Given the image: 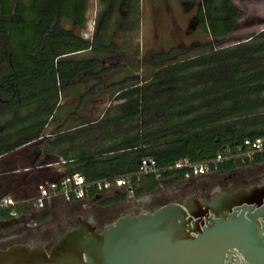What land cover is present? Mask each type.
Returning <instances> with one entry per match:
<instances>
[{
    "label": "trees",
    "instance_id": "trees-1",
    "mask_svg": "<svg viewBox=\"0 0 264 264\" xmlns=\"http://www.w3.org/2000/svg\"><path fill=\"white\" fill-rule=\"evenodd\" d=\"M104 2L108 19L118 0ZM179 2L195 6L191 24L209 39L156 52L153 59L160 66L142 79L131 74L107 83L110 66H101L98 57L72 55L105 52L114 44L103 43L99 31L84 38L62 24L66 19L83 27L86 0H0V168L23 148L32 157L33 177L48 146L63 157L66 174L80 172L93 182L133 174L144 157L165 169L183 158L202 162L227 149L234 153L245 139L264 135V29L219 47L238 22L234 2ZM122 5H131L130 0ZM190 50L197 54L184 57ZM77 78L97 80L57 118L59 86L74 88ZM105 96V108L84 110ZM49 125L52 130L44 136ZM261 161L264 154L257 153L224 160L218 169ZM185 172L164 170L160 177H184ZM31 184L30 178L21 179L0 197L27 200ZM27 207L15 208L22 212ZM7 217L9 209L0 208V218Z\"/></svg>",
    "mask_w": 264,
    "mask_h": 264
},
{
    "label": "water",
    "instance_id": "water-1",
    "mask_svg": "<svg viewBox=\"0 0 264 264\" xmlns=\"http://www.w3.org/2000/svg\"><path fill=\"white\" fill-rule=\"evenodd\" d=\"M0 264H264V176L209 198L132 206L101 226L79 215L48 248L42 240L0 247Z\"/></svg>",
    "mask_w": 264,
    "mask_h": 264
},
{
    "label": "rangeland",
    "instance_id": "rangeland-1",
    "mask_svg": "<svg viewBox=\"0 0 264 264\" xmlns=\"http://www.w3.org/2000/svg\"><path fill=\"white\" fill-rule=\"evenodd\" d=\"M85 24L79 28L77 25L64 19L62 24L66 28H73L84 38H91L92 34L99 31L105 44L113 43L115 48L95 51L86 50L74 53L75 58L98 57L101 66H110L112 72L105 75L107 83L115 82L127 75H138L141 79L151 75L160 66L161 62L155 61L156 52L167 50L173 46L191 47L196 42L208 40V35L197 24H191L195 15V6L182 5L179 0H130L131 5H122L123 0H118L115 10L106 19L105 0H86ZM239 11V19L234 30L222 39L219 47L230 46L256 35L264 29V0H232ZM197 51L190 50L184 57H191ZM97 79L84 82L76 79V85L71 89H64L60 85L57 118L60 117L70 104H74L78 95L88 85ZM108 105V97H98L88 103L84 109H94L96 112ZM51 126L45 128L47 132ZM264 168H262L263 170ZM11 169L8 167L1 171L0 182L12 178ZM259 169V171H262ZM4 177V178H3ZM0 183V192L4 189ZM6 185L9 182L6 181ZM37 183L31 184L27 195L35 193ZM10 187V185H9ZM8 187V188H9ZM6 188V190L8 189ZM117 213H113V216ZM45 223L44 220L40 221ZM66 230L61 226L62 233Z\"/></svg>",
    "mask_w": 264,
    "mask_h": 264
},
{
    "label": "flooded vegetation",
    "instance_id": "flooded-vegetation-1",
    "mask_svg": "<svg viewBox=\"0 0 264 264\" xmlns=\"http://www.w3.org/2000/svg\"><path fill=\"white\" fill-rule=\"evenodd\" d=\"M262 168H264V161L255 164L237 165L227 170L217 169L216 171L198 176L195 180V183H197L193 186L187 187L186 183H181L173 189L171 188L169 192L159 189L160 191L148 197L149 200L146 199L147 201H144V207L151 208L152 201L156 204L165 200H181L183 196L185 197L192 193L209 198L218 190L230 191L237 187H247L257 184L264 176V169L262 170ZM259 169L262 171H259ZM165 192L169 194L165 196ZM127 198L124 197L121 201L99 207H90L86 209L85 213H82L83 208L78 205H60L57 208H31L29 215L20 214L19 217H7L3 221H0V238L9 237V239L0 242V247L13 243H30L33 240H42L46 241V247L48 248L53 244L56 236L62 233L60 227L63 226L67 230L74 226L76 218L79 215L90 213L95 217V213H109L118 209L123 210L122 213L127 212L132 207L130 202L125 201ZM44 217L47 218L44 219ZM41 220H44L45 223H41ZM96 222L99 226L105 224L97 221V219Z\"/></svg>",
    "mask_w": 264,
    "mask_h": 264
},
{
    "label": "built area",
    "instance_id": "built-area-1",
    "mask_svg": "<svg viewBox=\"0 0 264 264\" xmlns=\"http://www.w3.org/2000/svg\"><path fill=\"white\" fill-rule=\"evenodd\" d=\"M264 154V135L247 138L237 147L233 153L226 150L218 153L214 158L202 162H192L189 158H183L169 165L165 169H159L152 157H144L138 164V169L133 174L114 177L112 179H101L87 182L85 176L80 172L64 174L59 180L45 181L36 187V193L27 200L17 201L10 196L0 197V208L9 209L10 217H17V205H26L34 209H43L52 199L62 198L64 201L79 200L86 197L90 191L97 193L113 189H122L127 196L135 193L136 185L147 176L160 177L164 170H186L184 177L205 175L216 171L218 165L227 159L251 158L254 154Z\"/></svg>",
    "mask_w": 264,
    "mask_h": 264
},
{
    "label": "crops",
    "instance_id": "crops-1",
    "mask_svg": "<svg viewBox=\"0 0 264 264\" xmlns=\"http://www.w3.org/2000/svg\"><path fill=\"white\" fill-rule=\"evenodd\" d=\"M52 125V124H51ZM49 125V126H51ZM48 126V127H49ZM52 127L46 132L44 131V136H47L50 134ZM23 148H19L15 156L13 155L7 163H2V167L0 168V175L3 174L1 171H4L8 167H10V172L5 173H12V178L9 179V185H15L19 184L21 179L28 180L31 179V183H39L45 182V181H56L57 177L64 175L66 172V166L64 165V159L63 157L57 153L56 149H48V146H45L43 154V164L38 166L36 168V173L33 177L30 176V171L32 169V157L27 156V154L24 153ZM33 155H37L35 152ZM41 153L39 152L37 156H40ZM66 174V173H65ZM199 176V175H198ZM198 176H190L188 178L186 177H180L178 174H172L167 177H155L153 175L147 176L146 178L142 179L139 183L136 185L135 193L132 196H127L122 189H113L105 192H94L90 191L86 197L79 200H71V201H64L62 198H55L52 199L45 207L48 208H57L60 205H78L83 208V212L85 213L86 209L90 207H99L102 205H106L112 202H117L122 200V195H125L124 197H144L143 200L131 203L132 206L136 208V210L140 207H144V203L147 201L146 198L148 196H152L154 193L165 190L166 192L170 191L171 188L173 189L175 186L181 184V183H193L198 178ZM4 178V177H3ZM4 189L1 193H5L6 188L9 187V185H6V179H4ZM11 180V181H10ZM0 182V183H1ZM37 187V186H36ZM160 189V190H159ZM164 193L165 196L169 193ZM36 193V190H35ZM34 193V194H35ZM33 194V195H34ZM32 195V196H33ZM14 198L13 196H10ZM184 197V196H183ZM15 199V198H14ZM146 200V201H145ZM149 200V199H148ZM145 201V202H144ZM169 200L161 201L160 203L156 204H163L168 202ZM152 206L156 205L153 201L151 202ZM28 208V207H27ZM16 209V208H15ZM31 207L26 209V211L19 212L18 211V217L20 214L29 215ZM121 209L110 211L109 213H95L94 219L101 223H107L109 221L114 220L116 217H118L120 214H122ZM113 213H117L113 216ZM124 213V212H123ZM93 215V214H92ZM48 216V215H47ZM94 216V215H93ZM10 217V216H9ZM47 217H44V219ZM6 218H0V221H3Z\"/></svg>",
    "mask_w": 264,
    "mask_h": 264
}]
</instances>
